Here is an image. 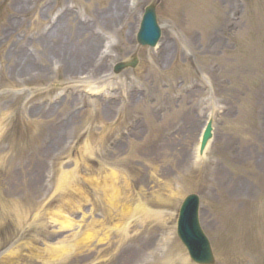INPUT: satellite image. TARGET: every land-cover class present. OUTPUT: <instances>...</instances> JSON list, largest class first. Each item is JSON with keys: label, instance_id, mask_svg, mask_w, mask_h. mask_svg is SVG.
Masks as SVG:
<instances>
[{"label": "rangeland", "instance_id": "374dc122", "mask_svg": "<svg viewBox=\"0 0 264 264\" xmlns=\"http://www.w3.org/2000/svg\"><path fill=\"white\" fill-rule=\"evenodd\" d=\"M151 3L164 63L136 43ZM65 4L83 20L107 5L37 0L14 26L0 0V264H190L175 234L188 194L214 264H264V0H130L117 33L95 29L96 72L37 52L46 15L34 9L55 19ZM7 24L25 41L5 39ZM20 49L33 60L13 72L6 55ZM65 173L76 183L58 191ZM113 175L123 232L105 195Z\"/></svg>", "mask_w": 264, "mask_h": 264}, {"label": "bare ground", "instance_id": "6f19581e", "mask_svg": "<svg viewBox=\"0 0 264 264\" xmlns=\"http://www.w3.org/2000/svg\"><path fill=\"white\" fill-rule=\"evenodd\" d=\"M36 1L37 0H11V8H10L11 19L13 20L12 22L14 26L16 25L15 21L17 17L20 15L23 16L28 15L30 13L29 9L33 8ZM103 1L106 2L107 5H105V7H103L101 11L95 12L93 14L91 13L92 15L91 19L87 18L85 20L79 18L72 10V8L68 6V4L64 5L65 8L63 9V11H61V14L58 15L57 18L55 19L51 18L52 10L50 9L49 6L43 5V8L37 6V8L34 9V13L35 15H37V18L40 19L46 15L45 26L40 32L39 38H37V40L35 41L36 43L37 42L39 44L41 43L40 49L39 50L37 49V52L43 53L44 56L46 54H52L55 56V58L58 57L60 58V56H62L61 59L63 60L65 59L64 63L69 68V70L81 69L86 65H89V68L91 69L94 68L92 71L95 72L98 71V69L102 67V64L100 63V65H98L97 63L98 66L96 67L92 65L93 60L95 62L97 61V59L99 60L100 58L99 57L100 50H98L99 41L96 38L98 32L95 31V29L100 28L101 31L104 32L105 30V32L108 33L111 31L116 32L117 31L116 23H120L124 15H127L129 10L127 9V4L129 3L130 0H103ZM117 17H121L120 19H118L119 22H116ZM64 21H67V25L69 26V27L67 26L68 31L67 33H65V35L63 34V32H65L63 31L64 28L62 29L61 27ZM7 26H8L6 29L7 32L4 33L6 34L4 36L5 39L7 37V39H11L13 43L15 42L16 44L25 41L24 37L19 38V35H17L16 37L14 36V31H13L14 26H11V24H7ZM61 30L63 35L59 37L57 41H54L51 35L57 36L58 32ZM95 33L96 35H94ZM161 36L157 44L158 54L156 57L159 59V61H161V63H164L167 59L166 57L168 56V52L171 49V46L169 47L171 43L168 37H166V34L165 36H163V38H161ZM6 56L8 57V59L9 57L16 59L13 67V72H15V70L18 67L21 69H26L23 66L28 67L30 64V60H33L32 57H30V55L27 54V51H25V49H20L17 50L16 52L15 51L10 52L9 50ZM91 56H94L92 60H90ZM11 75H13L12 72ZM92 90L93 89H91L90 92H93ZM183 160L184 158L182 160L180 159V162L182 161V164H184ZM111 178L107 181H110L113 184L117 180V178L113 180L115 178L114 175L111 176ZM75 183L76 182L74 180L73 175L70 173H65L61 175V180H58V186L56 187V189H58V191H63L64 187L66 189L71 185H75ZM117 183L120 185H125L126 182H121L119 180V182ZM115 191H116V183H114L106 191L105 195L108 197L107 203H109L112 209L111 220L116 219L120 223L119 226H117L118 230L120 232H123L125 228V222L128 219L127 206L125 207L123 204L121 207L118 206L117 203L118 200L116 198H119L120 195L118 197L117 191L116 192ZM123 194L126 195L125 192ZM118 207H120V211ZM144 213L147 212L144 211ZM118 216L120 217V219L117 218Z\"/></svg>", "mask_w": 264, "mask_h": 264}, {"label": "water", "instance_id": "95a60500", "mask_svg": "<svg viewBox=\"0 0 264 264\" xmlns=\"http://www.w3.org/2000/svg\"><path fill=\"white\" fill-rule=\"evenodd\" d=\"M159 37L160 30L156 22L155 5L151 4L144 9L142 14L136 42L139 46L153 48ZM134 65V60L127 64H120L116 67L115 72L127 67H134ZM209 138L210 127L208 126L203 134L201 151ZM199 207L200 202L196 195L190 194L183 199L176 221V236L187 251L192 264H213L209 242L199 224Z\"/></svg>", "mask_w": 264, "mask_h": 264}]
</instances>
